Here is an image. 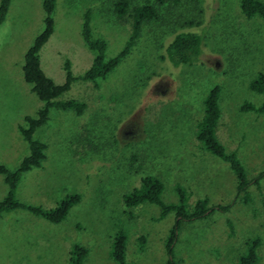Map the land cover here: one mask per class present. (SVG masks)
Returning a JSON list of instances; mask_svg holds the SVG:
<instances>
[{"label":"rangeland","instance_id":"374dc122","mask_svg":"<svg viewBox=\"0 0 264 264\" xmlns=\"http://www.w3.org/2000/svg\"><path fill=\"white\" fill-rule=\"evenodd\" d=\"M117 0H56L53 32L39 52L44 74L64 81V60L78 76L92 62L81 36L89 10L94 39L106 43L105 57L117 54L131 31L128 14L118 18ZM146 0H128V9ZM145 21L129 53L104 79L75 81L58 100L86 104L81 115L49 109L48 121L33 138L46 145L45 159L24 172L16 198L25 204L53 208L67 194H80L66 218L51 223L24 209L0 215V264H69L74 244L87 248L82 264H116L111 242L127 234V264H167L164 243L174 214L159 219L158 206L141 203L127 209L123 194L143 176L158 177L161 199L175 202L174 187L185 191L188 208L207 198V206L225 207L180 224L173 264H239L246 242L258 238L254 264H264V114L241 110L259 105L261 94L249 82L264 72V22L246 18L239 0H169ZM264 1V0H262ZM43 29L41 0H10L0 24V164L16 169L29 153L18 128L43 106L23 80L24 53ZM190 31L202 37L199 61L173 67L162 58L173 34ZM219 86L220 116L216 135L226 152L234 151L249 184L247 202L236 193L228 165L202 148L195 126L202 101ZM7 185L0 175V200ZM185 202V204L187 203ZM145 237L142 250L137 238Z\"/></svg>","mask_w":264,"mask_h":264},{"label":"trees","instance_id":"16d2710c","mask_svg":"<svg viewBox=\"0 0 264 264\" xmlns=\"http://www.w3.org/2000/svg\"><path fill=\"white\" fill-rule=\"evenodd\" d=\"M169 0H155L158 5L164 4ZM10 0H0V24L5 20ZM56 0H41L43 10V29L35 37L33 43L24 53V63L22 66L23 80L31 85V92L43 102V106L37 111L36 117L26 116L24 118L25 127L19 126L18 130L28 145L29 153L24 157L19 166L14 170L7 169L0 164V175L3 177L4 183L7 185V193L0 200V215L14 209H24L36 217L45 219L51 223H59L63 221L70 208L77 204L80 200V194L65 195L55 207L44 208L42 206L28 205L20 202L15 195L16 187L20 182L21 175L24 172L37 168L45 159L46 145L33 138L35 130L44 125L49 118V109L57 108L61 110H73L77 115H81L86 108V104L77 100H58V98L67 92L72 83L75 81L91 82L97 85V79H104L120 63L130 51L139 36L142 24L145 21L154 19L157 16L156 8L146 0L140 5H136L128 9V0H117L113 4L114 11L118 18H122L128 14L131 20V31L123 48L114 56L106 58V43L102 39H94L90 29V14L86 10L83 14L81 25V36L87 47L94 51L91 65L78 76H74L71 72L70 62L64 60V81L61 84H55L52 79L47 77L41 69L39 52L43 45L47 42L53 32L54 21L53 14L55 10ZM238 6L241 13L250 18L255 15L259 16L264 22V1L262 0H239ZM202 37L190 31L175 32L170 41L164 47V55L162 58L166 63L173 67L187 65L193 66L199 61L201 54ZM249 89L253 92L261 94L263 99L259 105L245 102L241 106V110H251L258 114H264V72H258L256 76L250 80ZM219 86H212L202 101V116L195 126V136L202 145V148L214 157L226 163L233 173L236 181V193L243 195V200L247 202L249 196L247 187L249 180L247 179L246 170L234 151L226 152L223 144L216 135V127L220 116L219 107ZM264 178V169L259 173L258 178ZM164 185L162 181L153 175L143 176L140 179V185L134 188L130 193L123 194L122 202L127 209L135 207L141 203H150L158 206L159 219L164 218L168 213H173L175 218L172 227L169 229L164 243L165 254L168 257L167 264H173L174 244L180 224L183 221H195L208 216L213 210L218 209L225 211V207L207 206L208 199H198L193 207L188 208L187 196L185 191L175 186L174 190L178 195L175 202H164L161 199ZM185 202H187L185 204ZM127 234L119 229L111 242L110 256L116 264H127L125 262ZM139 250L145 242L144 236L137 238ZM259 239L252 238L246 242L244 252L239 256V264H254L257 259L256 248ZM88 250L80 244H74L69 252V264H82Z\"/></svg>","mask_w":264,"mask_h":264}]
</instances>
